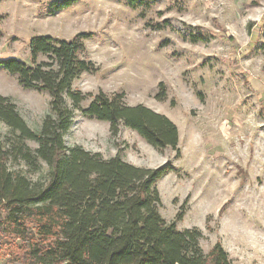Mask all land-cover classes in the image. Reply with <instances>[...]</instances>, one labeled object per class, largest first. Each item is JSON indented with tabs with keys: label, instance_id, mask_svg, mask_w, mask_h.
I'll list each match as a JSON object with an SVG mask.
<instances>
[{
	"label": "rangeland",
	"instance_id": "374dc122",
	"mask_svg": "<svg viewBox=\"0 0 264 264\" xmlns=\"http://www.w3.org/2000/svg\"><path fill=\"white\" fill-rule=\"evenodd\" d=\"M61 0H0V59L30 64L32 38L72 41L84 34L96 67L72 85L85 95L124 94L169 118L179 131V155L151 147L124 126L85 117L91 98L74 111L65 140L108 159L120 153L134 166L175 170L157 182L160 214L180 231L201 232L208 253L221 244L233 264H264V0H77L50 14ZM0 94L9 97L34 131L50 113V95L25 89L0 67ZM68 105L71 104L67 99ZM0 121V141L14 138ZM27 144L35 149L34 142ZM33 183L46 181L9 162ZM0 247V264L10 260Z\"/></svg>",
	"mask_w": 264,
	"mask_h": 264
},
{
	"label": "trees",
	"instance_id": "16d2710c",
	"mask_svg": "<svg viewBox=\"0 0 264 264\" xmlns=\"http://www.w3.org/2000/svg\"><path fill=\"white\" fill-rule=\"evenodd\" d=\"M76 1L54 2L50 14ZM87 37L61 41L37 36L30 42V64L0 59V67L18 76L25 89L47 92L51 98L50 113L34 131L16 104L0 94V121L17 133L8 148L0 141V247L20 264H233L219 243L205 253L199 230L180 231L176 222L182 213L172 222L161 216L157 182L175 170L173 165L137 167L120 153L106 159L67 146L74 111L90 97L82 114L108 123L113 138L124 126L151 147L179 155V131L166 116L143 105H127L124 94L85 95L72 89L83 73L97 70L86 57ZM10 161H22L33 172L45 164L46 181L33 183L12 172Z\"/></svg>",
	"mask_w": 264,
	"mask_h": 264
}]
</instances>
